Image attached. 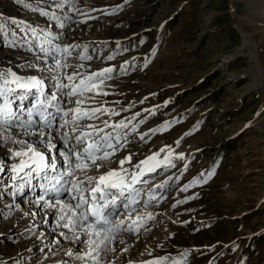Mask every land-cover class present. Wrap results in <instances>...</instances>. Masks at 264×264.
<instances>
[{
  "label": "rangeland",
  "instance_id": "rangeland-1",
  "mask_svg": "<svg viewBox=\"0 0 264 264\" xmlns=\"http://www.w3.org/2000/svg\"><path fill=\"white\" fill-rule=\"evenodd\" d=\"M262 9L264 0H0V73L45 78L56 96L58 83L68 98L64 108L71 116L65 117L80 120L73 127L94 135L112 122L126 124L108 136L112 147L106 151L113 154L103 165L137 168V161L166 145L157 158L169 163L153 174L160 178L158 190L149 191L160 200H142L143 213L151 216L143 226L155 233L153 249L129 264H264V36L251 39L263 64L259 71L236 26L264 28V20L250 24ZM36 29L50 36L35 48L42 55L18 46ZM76 87L88 89L69 95ZM11 96L14 111L23 100ZM17 120L20 128L23 117ZM3 127L0 158H9L0 163L4 168L18 158L23 137ZM124 137L127 143L117 142ZM0 178L9 186L10 175ZM1 196L0 207L11 199ZM3 211L0 264H52L62 256L33 257L30 241L38 232L25 231L23 223L3 238L23 210H7L6 217ZM116 256L108 264H120L123 256Z\"/></svg>",
  "mask_w": 264,
  "mask_h": 264
},
{
  "label": "bare ground",
  "instance_id": "bare-ground-1",
  "mask_svg": "<svg viewBox=\"0 0 264 264\" xmlns=\"http://www.w3.org/2000/svg\"><path fill=\"white\" fill-rule=\"evenodd\" d=\"M262 10L263 12L258 15L259 20L252 19V21L250 20V24H257L259 21L264 20V9ZM20 21L23 24L26 22V20L24 21L23 19H20ZM236 26L242 31V34L244 36L242 44L243 46L249 48V56L251 60L255 63L256 68L259 71H262L263 64L259 59L260 57L256 50L257 44L251 39H253L254 34H259L261 40L264 36V28L260 29L259 27L255 26L254 28L249 29L247 27H244L243 24L239 21H236ZM252 26L254 25H251V27ZM91 41L95 42V40L92 39ZM14 73L16 76L21 78V82H27L30 81L32 78H35L41 81V83L38 88L27 89V93L16 92L14 88L15 86L11 83L8 84L9 86H13L12 95H15L17 97V100L20 98H22L23 100H19L21 101V105L19 106V109L21 111L19 112V115L23 117V124H21L20 128V123L17 124V128L15 127L18 120L17 117H15L14 115V111L17 108L16 105H19L18 102H15L14 111V107L10 106L11 112L13 114L12 118L8 123L4 125L7 126V128L9 127L8 129H10L11 132L13 131L22 135L23 138H21L20 140L22 150L20 148V152H28V146L31 145L37 151L43 153L49 163L51 162L52 158L55 157L57 162V168L55 170L51 168H46L41 171L37 168L36 164L32 162V153L28 152L27 155L17 156L18 158L16 160H13L11 162L9 161V164L6 165L7 167H4V171L0 172V176L2 177L4 175H10L13 173L14 177H16V180H10V178L13 179L12 177L9 178V181L7 180L9 182V186L7 185V183L0 180V183L2 182L1 185L6 187L7 189L4 193V196H10L9 198H11L7 203H5V205H2V207H0V210H4L3 212H1L2 216H5V211L7 212V210L11 213H16V211L19 209L23 210V212L20 213L21 216L15 220V224L12 226L13 228H11L10 231H2V237L5 238L6 234L7 238L13 237L11 235L15 233V230L19 226V224L23 223L27 227L26 230L25 228L22 230L23 232H38L37 234L35 233L36 236H31L30 247L33 248V257L41 259L43 258V256L45 258L53 257L54 253H59L62 255L61 257L59 256L55 261H53L52 264H108V261L112 262L116 256V253L118 252L121 253L123 256L122 261H116V263L120 264H129L130 262L135 263L137 259L140 258L139 256L146 258L147 252L153 249L154 244L152 243V241L155 233H146L147 231H149L151 226L148 228L143 226V221H146L148 219L146 215H148L149 213H143V209L145 208V206L143 205H145L146 202L142 200L147 197L150 199V203L157 202L160 200L157 195L151 197L150 192L158 188L160 182L157 183V181L160 180V178H157V176L162 174L163 169L169 163L167 161L168 159L157 158V156L160 157V152L163 150V148L166 147V145H160L159 147H157L158 149L156 148V151L147 154L140 161H137V168L134 164H127V162L129 161L125 158L123 160H125L127 167L122 170H119L117 168L118 166L116 167L115 164L103 165V167L99 169L90 166L89 169L85 171L75 170L74 175L69 177L66 174L69 168V164L68 161H65L64 158L60 156L59 153L61 151L69 154L73 161L72 167L74 168L75 152L82 153L83 149L87 147L88 144L96 142L98 143L101 149V151L96 153V155H103V152L109 148L106 145L107 143L103 141V138L107 136L103 132L108 131L109 135H111L112 133H115L117 131L124 130L126 124L121 127H118L111 121L112 123H110V127H108L107 129H104L107 126H101L98 129H94V135L91 134L92 130H89L90 128L86 127L87 129H85L83 126L73 127L72 125H75V121L77 119L75 120L73 118H66L65 116L58 123L57 127L53 124L51 125L52 127L39 126V124H43V121L40 120L37 116L29 115V113H27L29 108L23 109V104L27 105L26 101L29 102L33 91H37V99L32 104V108L35 107L37 102L41 101L40 98L42 97V99H44V101L48 105V112L52 113L54 117H58L59 114L66 115L65 113H70L68 109L66 110V108H64V105L67 103L68 98L67 96H65V94H60L63 92V89L61 86H59L58 83L54 84V86L59 96L55 95L56 99L53 100L52 96L56 92L53 95L51 94L53 93V91H50V89H52L51 83H48L45 78L42 77L43 79H39V77L31 75L28 76L27 79H25L24 77H21V74H19L18 72ZM261 82L262 79L260 81H256V83L258 84H261ZM249 89H252V87L248 86L247 91ZM48 94L50 96H48ZM28 95H30L29 100H27ZM61 104L63 105L62 107H60ZM67 105L68 104H66V106ZM38 108L42 109L44 107L42 104H39ZM91 112L94 113V109L91 110ZM75 113L78 112L76 111ZM84 115L85 114H82V116ZM51 121H55V118H52ZM99 123L101 124V122ZM12 126L14 129L11 128ZM7 128L3 127L5 131L8 130ZM112 128H115L117 130L111 131ZM86 133L89 134L87 136H89L90 139L84 141V138L86 137L84 134ZM77 136H80L82 138L80 143H77L76 141ZM127 141L128 138L124 137V139H120L117 142L123 145V143H127ZM128 157L131 158V156H127V158ZM7 159L9 158H0V163L1 161L2 163H7L5 162L7 161ZM22 161L26 162V166L22 170L18 169L17 171H13V168L15 166H19ZM88 163L91 165L90 161H88ZM98 163H101V161H98ZM112 169L120 171L121 175L125 177L127 183L131 184L130 188L124 189V195L126 197V200H124L123 203L118 206H113V204L111 203L112 197H117V201L123 198V195H121L118 190L111 189L109 190L110 196H105V199L103 201H98V203L103 204L107 202L109 206L105 210V212L106 214H109V219L113 223L123 221V224L120 225V230L118 231L119 233L117 232L111 243L107 245L109 249H114V251H99L98 253L92 252V255L97 257L96 260H92L86 255V253H88L92 247L89 245V240L97 238L91 237L90 235L85 233L82 224L86 225L88 221L77 222L75 226L69 224V227H65L64 225L69 223L70 217L73 220H77V217L72 216V213L67 208H63V204L67 203L75 206L77 203L80 202V195H84L91 203L90 192L86 191L83 193H79L75 189H72V184L76 183L77 181H83L84 183L80 186L84 188H89L90 186L87 184L88 176L96 178L99 177V175ZM149 169H151V171H149ZM153 174H157V176L154 178ZM133 176L138 177L136 183H132ZM147 177L151 179L147 181ZM42 180L45 181V185H43ZM144 182H146L145 184H147L145 188L143 187ZM49 183L50 185L52 184V187L55 186V188L52 191L47 192L46 194H44L45 191L40 193L39 187L35 188L36 185L45 188L46 185ZM53 183H56V185H53ZM26 185L27 189L30 186L32 187L26 191L24 190V187ZM4 196L1 197L4 198ZM73 197H76V199H73ZM57 201H61L62 203H57ZM139 202L141 203L140 206H138ZM125 205H127V207H125ZM87 208L88 205L85 204L82 206V208L76 209V211L86 212ZM61 216H63L64 219H61ZM144 232L146 233L145 235ZM121 241L123 242L121 243ZM97 242H99L98 239ZM115 248L118 249V251ZM69 252H71L72 255H68ZM134 255L138 256V258H135V262H133L132 260L134 259ZM78 256L83 257V259H77ZM12 258L14 257L3 258L2 260L5 262L7 261V259L9 260ZM139 262L140 261H138L137 263L139 264Z\"/></svg>",
  "mask_w": 264,
  "mask_h": 264
},
{
  "label": "snow or ice",
  "instance_id": "snow-or-ice-1",
  "mask_svg": "<svg viewBox=\"0 0 264 264\" xmlns=\"http://www.w3.org/2000/svg\"><path fill=\"white\" fill-rule=\"evenodd\" d=\"M36 11H41L42 15H48L47 12H44L40 9H35ZM13 23H16V21H13ZM61 27H63V24H61ZM59 66V65H58ZM105 71H111V69H106ZM7 75H11L12 79L8 80L6 79ZM69 80L72 79L71 76L68 77ZM88 81L92 80V77L87 78ZM0 80H2V84H0V97L4 98V105L0 106V123L6 124L10 121L12 118V112L10 108V101L8 100V93L13 91L10 88H6L5 86L8 85L9 83L16 84L17 87L22 88V89H31V88H38L41 81L32 78L30 81L27 82H21V78L16 76L15 73H0ZM80 86L81 87H87L86 83L84 80L80 81ZM90 90V89H89ZM69 95H76V89L73 88ZM52 99L55 100L56 96L53 95ZM42 103V101H41ZM77 103H80L77 101ZM77 112H79V109H76ZM96 111H99L97 109ZM67 115V113H65ZM31 115V113H29ZM78 117H74V119H77ZM87 136L88 134H84ZM81 137L77 136L76 141L77 143L81 142ZM109 137H104L103 141L107 143L109 140ZM107 147L111 148L112 145L110 143L107 144ZM71 151V150H69ZM101 149L98 145V143L93 142L87 145L83 149V152H75V163H74V168L72 167L73 161L71 157L69 156L68 153H65L61 151L59 154L61 157L64 158L65 161H68L69 168L67 171V176L71 177L74 175L75 170H80V171H85L89 169V167H95L96 169H99L103 167L102 163H98V161H108L110 159V156L113 153L104 151L103 155H96V153L100 152ZM28 152L32 153V162L36 164L37 168L40 169L41 171L46 169V168H51L55 170L57 168V162L55 157L52 158L51 162L49 163L46 156L37 151L35 148H33L31 145L28 146ZM28 152H15V156H23L27 155ZM127 160L130 161V157L126 158ZM88 161L91 162V165L88 163ZM125 163V160H121L120 164L123 166ZM26 166V162L22 161L19 166H15L13 168V171L22 170ZM4 168L2 165H0V172H3ZM151 171V169H149ZM212 174H209L208 179L211 178ZM138 177L133 176L132 178V183H136ZM59 182V181H58ZM205 183L207 180L204 181ZM84 182L83 181H77L76 183L72 184V189H75L79 193L83 192H90L91 195V203L89 200L84 196L80 195L79 196V203H77L75 206L71 204L64 203L63 208H67L71 213L72 216L77 217V220H73L71 217L69 218V223L65 224V227H69V224L75 226L77 222H84L88 221V223L82 224L84 231L86 234L90 235L91 237H95L98 239L99 242H97V239H90L89 240V245L92 246L91 250L86 253V255L91 258L92 260H96L97 257L92 255V252H99V251H114V249H109L107 245L111 243V241L114 239L115 234L120 230V225L123 224V221H118L113 223L109 219V214H106L105 210L108 208V203L105 202L103 204L98 203V201H103L105 199V196L110 194L111 189H116L120 192L121 195L124 193L125 188H130L131 184H128L125 177L121 175V172L112 169L109 170L101 175L99 177H92L88 176L87 177V184L90 186L89 188H84L81 187ZM94 184V186H93ZM73 199H76V197H73ZM117 197L113 196L111 203L115 205ZM57 203H62L61 201H57ZM87 204L88 208L86 212H77L76 209L82 208L83 205ZM127 207V205H125ZM62 208V210H63ZM89 217L92 219L89 220ZM149 218H151L149 214ZM61 219H64L63 216H61ZM130 230V229H129ZM123 241H121L122 243ZM103 246V247H101ZM68 255H72L71 252L68 253ZM77 259H83V257L78 256Z\"/></svg>",
  "mask_w": 264,
  "mask_h": 264
}]
</instances>
